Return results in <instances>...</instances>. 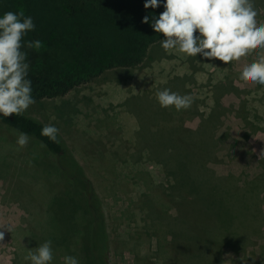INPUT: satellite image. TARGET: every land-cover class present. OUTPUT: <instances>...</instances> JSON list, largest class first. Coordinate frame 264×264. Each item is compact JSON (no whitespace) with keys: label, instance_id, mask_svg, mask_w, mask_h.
<instances>
[{"label":"rangeland","instance_id":"1","mask_svg":"<svg viewBox=\"0 0 264 264\" xmlns=\"http://www.w3.org/2000/svg\"><path fill=\"white\" fill-rule=\"evenodd\" d=\"M258 6L264 10V0H258ZM258 55L264 56V49L222 62L199 54L188 57L166 52L158 41L151 45L149 58L135 69H111L58 101L45 100L27 110L26 114L57 125L56 107L63 103L65 107L90 105L91 116L75 123L72 136L60 133L102 200L110 264H172L169 253L180 247L172 239H186L189 232L200 241L190 243L192 250L204 254L199 256L203 258L201 264H264V86L240 77L244 65ZM163 88L190 94L194 102L186 110L162 108L155 92ZM162 133L173 141H164ZM169 144L184 150L180 153ZM27 148L18 150L16 162L22 161L21 156L29 152ZM123 161L152 175L154 184L147 188L141 181L135 186L124 174L120 175L134 170L122 167ZM172 163L188 164L200 174L207 182L203 185L207 200L220 185L230 187L238 203L234 208L239 209L240 204L249 206L243 209L245 218L221 226L206 205L209 211L187 194L186 187H173L168 174ZM141 176L146 177L143 173ZM37 180L41 182L32 186L45 192L44 179ZM7 186V182L0 181V232L4 234L0 240V264H29L25 260L29 250L47 241L46 225L40 223L43 218L37 222L45 216V210L39 205L41 199L7 192ZM147 194L155 206L159 205L155 216L143 213L146 201L138 196ZM133 206L136 216L127 214ZM150 220L174 222L169 229L168 223H159L157 228H166L160 236L149 226L144 234L140 233ZM237 229L245 232L243 238L234 233ZM52 247L54 264H62L66 253L54 243ZM162 247L171 251L162 254ZM214 249L219 252L217 260L212 258ZM178 264H185L183 258Z\"/></svg>","mask_w":264,"mask_h":264},{"label":"trees","instance_id":"2","mask_svg":"<svg viewBox=\"0 0 264 264\" xmlns=\"http://www.w3.org/2000/svg\"><path fill=\"white\" fill-rule=\"evenodd\" d=\"M143 5L144 0H0V15L7 11H22L33 18L36 29L25 39H38L43 44L39 51L25 49L30 62L29 78L36 100L34 105H41L45 100L58 101L82 85L94 82L106 71L115 68L130 71L149 58L151 45L162 37L154 32L150 24L142 23V19L145 15L158 16L164 9L146 10ZM67 106L63 103L56 107L60 120L55 121V126L59 128V143L41 135V128L47 124L35 117L26 113L8 118L0 116V181L7 182V192L22 193L31 200L36 197L41 199L39 205L45 210V216L39 217L37 222L43 218L40 223L46 225V239L51 240L62 253L78 256L81 264H110V242L102 200L60 133L72 136L75 123L90 115V105ZM19 132L29 135V143L25 146L29 152L21 156V162H16L15 154L21 150L16 144ZM161 135L164 141H173L172 138L167 139L164 133ZM169 145L180 153L184 150L178 145ZM123 162L122 167H133L134 170L120 172V175L124 174L135 186L141 181L147 188L154 184L152 175L144 173L130 161ZM168 169L174 181L173 187H186L187 194L194 196L198 203L201 201L203 207L217 217L214 220L221 226H229L233 219L245 218L243 209H249V206L240 204L239 209L234 208L238 203L233 200L230 187L224 189L220 185L219 190L215 189L217 192L209 188L208 192L211 191L213 197L207 200L203 196L207 194V190L203 189L207 182L200 178L196 170H191L185 163H172ZM142 173L145 178H142ZM37 179H44L43 183L47 185L45 192L32 186V183L41 182ZM140 197H143V202L146 201L143 213L157 215L155 207L159 205L155 206L153 198L149 194ZM132 209H136L135 206L127 214L131 212L136 216L138 213ZM172 222H167L168 229ZM159 223L167 224L150 220L149 225L145 223V227H140V233L144 234L149 226L160 236L166 228H157ZM189 233L186 239H172L180 247H174L171 253V249L168 252L167 247L161 248L162 254L169 253L172 264H178L180 258L185 264H201L203 258L199 256L204 254L192 250L190 243L200 244V241L192 232ZM234 233L239 235L238 238L245 236V232L238 229ZM218 255V250L214 249L212 258L217 260Z\"/></svg>","mask_w":264,"mask_h":264},{"label":"clouds","instance_id":"3","mask_svg":"<svg viewBox=\"0 0 264 264\" xmlns=\"http://www.w3.org/2000/svg\"><path fill=\"white\" fill-rule=\"evenodd\" d=\"M144 8L163 7L158 15H145L142 23L150 24L161 34L160 46L166 52H178L188 57L222 62L233 61L249 53L264 49V23L258 0H144ZM36 29L31 16L24 12L7 11L0 15V116H21L36 103L30 62L25 49L39 51L40 40H26ZM241 79L264 86V56L246 63ZM155 98L162 108L186 110L194 102L190 94L181 95L171 89H157ZM54 119V118H53ZM41 135L59 143V128L47 124ZM30 137L19 132L16 144L24 148ZM0 232V240L3 239ZM25 260L29 264H54L52 241L47 240L29 250ZM62 264H81L78 256L64 255Z\"/></svg>","mask_w":264,"mask_h":264}]
</instances>
